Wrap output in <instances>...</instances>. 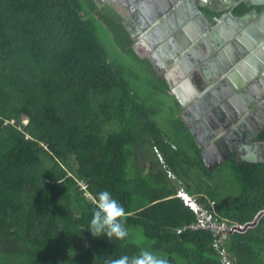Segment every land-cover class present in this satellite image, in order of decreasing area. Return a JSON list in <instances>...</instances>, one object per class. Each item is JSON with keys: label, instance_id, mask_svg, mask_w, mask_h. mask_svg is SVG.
<instances>
[{"label": "trees", "instance_id": "trees-1", "mask_svg": "<svg viewBox=\"0 0 264 264\" xmlns=\"http://www.w3.org/2000/svg\"><path fill=\"white\" fill-rule=\"evenodd\" d=\"M89 1L91 13L82 0H0V254L10 252L0 264H105L142 248L169 264H221L210 231L178 233L195 215L177 192L243 225L264 209V165L210 171L178 101L162 130L109 61L96 16L153 67L132 50L120 17ZM104 190L125 208L123 240L87 230ZM224 245L232 264H264V216Z\"/></svg>", "mask_w": 264, "mask_h": 264}, {"label": "flooded vegetation", "instance_id": "flooded-vegetation-1", "mask_svg": "<svg viewBox=\"0 0 264 264\" xmlns=\"http://www.w3.org/2000/svg\"><path fill=\"white\" fill-rule=\"evenodd\" d=\"M94 1L98 8H106L109 14L114 12L120 17L128 36L139 35L133 43L135 52L143 54V59L168 89L172 91L173 85L182 83L180 90L172 91L182 107L179 118L191 135L189 123L199 131L200 144L205 145L200 155L209 146L216 148L217 159L222 163L212 171L225 170L229 165L236 169L239 165H264V38L259 44L256 40L262 33L256 23L264 27V0H242L232 8L227 7L225 0H195L193 5L187 4L188 0H149L147 4L145 0ZM244 5L249 9L238 14ZM163 14L168 15L163 29L146 34L144 28L150 19ZM188 16L199 20L200 34L194 36L187 30ZM141 33L145 36L141 37ZM238 36L250 47L241 45ZM195 38L198 42L191 48L202 50L201 60L187 57L189 52H183ZM166 74L170 75V83ZM187 80L197 91L192 96L188 91L185 96L181 94L183 85L186 86L183 81ZM240 103H243L241 108L251 109L248 117L240 118ZM186 109L190 110L186 112ZM216 132L220 133L217 145L206 140ZM245 156L248 158H242Z\"/></svg>", "mask_w": 264, "mask_h": 264}, {"label": "rangeland", "instance_id": "rangeland-1", "mask_svg": "<svg viewBox=\"0 0 264 264\" xmlns=\"http://www.w3.org/2000/svg\"><path fill=\"white\" fill-rule=\"evenodd\" d=\"M82 1L86 12L91 13L93 10L90 1ZM96 19L98 24H100V35L106 43L109 61L124 69L128 74V79L134 93H136L139 99H142L145 103L147 102L149 107L156 110L158 114L156 115L155 120L158 126L162 130L168 131L170 127L169 120L171 119L172 113H175L174 115L177 114L176 96L170 89H167L161 81L157 80L155 77L156 73L152 68L150 69V66L139 62L130 52H127L128 49L124 50L123 47L126 44V38L122 37L120 39L117 37V27L113 23L112 26V24L107 21L108 19L103 18V16L97 15ZM123 31H126L124 27ZM125 33L128 32L126 31ZM129 39L131 40L132 38L129 36ZM132 50L135 51L133 47ZM148 152L147 149V153ZM154 156L155 155H153V157ZM160 160L163 159L160 158ZM149 164L151 163L143 164V172L148 170L147 168ZM226 189L227 192H230L231 187H227ZM240 194V191L237 189L235 195L238 202L240 200ZM13 254L14 253H12V255ZM0 255H2L3 258H7L9 257L10 252L5 248Z\"/></svg>", "mask_w": 264, "mask_h": 264}, {"label": "clouds", "instance_id": "clouds-1", "mask_svg": "<svg viewBox=\"0 0 264 264\" xmlns=\"http://www.w3.org/2000/svg\"><path fill=\"white\" fill-rule=\"evenodd\" d=\"M242 158L247 159L248 157ZM94 203L96 206L87 228L92 236H104L109 241L113 238L125 239L129 234L125 226L127 219L125 208L107 190L97 193ZM105 264H169V260L147 248H142L131 257L123 255L119 258L108 259Z\"/></svg>", "mask_w": 264, "mask_h": 264}, {"label": "water", "instance_id": "water-1", "mask_svg": "<svg viewBox=\"0 0 264 264\" xmlns=\"http://www.w3.org/2000/svg\"><path fill=\"white\" fill-rule=\"evenodd\" d=\"M151 1V0H150ZM240 1H242V0H225V2H226V5H227V7L228 8H232V6H235L236 4H238V3H240ZM147 3H149V0H145V4H147ZM167 18H168V15L167 14H163V15H159V16H157V18L156 19H150V21H149V25H146L145 26V28H144V31L146 32V34H148V35H151L152 33L151 32H153V31H156V30H161V29H163L162 27L164 26V24L166 23V20H167ZM125 24H126V28H127V30L130 32V34L132 35V29L127 25L128 23L125 21ZM257 24V27L262 31V33L260 34V38L258 37L256 40H257V43L259 44V43H261L262 41H263V38H264V27L262 26V24L261 23H256ZM208 25H210L209 23H208ZM212 26V25H211ZM239 27H242V25H239ZM212 28V27H211ZM145 33H141V37H143V36H145L144 35ZM138 36L139 35H137V36H131V38H132V40L133 41H137L138 40ZM218 38V36H216V39ZM219 39V38H218ZM238 41L240 42V44L241 45H244V47L246 48H249L250 47V45L251 44H249V43H247V41L246 40H244L241 36H238ZM198 42V39H191V45L190 44H188L187 45V47H185V48H183V52L185 51V52H189L188 53V55H187V57H190L191 58V56L192 57H195L196 56V51L198 50V49H196V47L195 48H191L194 44H196ZM237 43V42H236ZM215 45V44H214ZM214 49H216L215 47H214ZM175 54H176V56H177V58H178V53H176L175 52ZM213 55V54H212ZM199 56H202V54H199ZM172 59H175V57H172ZM166 77H167V80H168V83H170V75L169 74H166ZM182 87L181 86H179V84L177 85V87H175V85H173L172 86V91H177V90H180ZM246 103H248V101H246ZM242 104L243 103H240L239 105H238V107L239 108H241V106H242ZM253 106V105H252ZM256 106V105H255ZM254 106V107H255ZM242 109V112H241V114H240V118H244L245 116H249L248 115V112L250 113V110L251 109H249V110H247L246 108H241ZM187 110H190V109H186V112H187ZM185 113V112H184ZM184 117V116H183ZM192 125L193 124H191V123H189L188 124V127H189V129H190V131H191V133H192V135L194 136V138H195V141H196V143H197V145H198V147H199V149H203V148H205V145H203V144H200V136L198 135V130L197 129H194L193 127H192ZM220 131V130H219ZM218 131V132H219ZM218 132H216V134L215 135H213V136H211V134H209L208 135V137H207V139L206 140H208V142H211V143H213L214 141L216 142V145H217V141L219 140V134H218ZM211 136V137H210ZM218 138V139H217ZM221 139V138H220ZM215 142L213 143V144H215ZM214 145H212V146H209L208 147V149L206 150H204L202 153H201V155H202V158H203V160H204V162H205V165H206V167L210 170V171H212L213 169H215L217 166H219L221 163H222V161L221 160H219V159H217L218 158V154H217V151H216V148L215 147H213ZM207 152L209 153V154H207ZM254 155H256V151H255V153H254ZM215 158H216V160H215ZM215 160V161H214ZM218 160V161H217ZM243 161H248V162H254L253 160H243ZM264 216V210H261L256 216H255V218L253 219V221H250V222H247V223H245V224H243L242 226H238V231L239 232H244V231H246L248 228H250V227H254V226H256L257 224H258V222H259V220L262 218Z\"/></svg>", "mask_w": 264, "mask_h": 264}, {"label": "built area", "instance_id": "built-area-1", "mask_svg": "<svg viewBox=\"0 0 264 264\" xmlns=\"http://www.w3.org/2000/svg\"><path fill=\"white\" fill-rule=\"evenodd\" d=\"M156 152H158V150H156ZM168 173L171 177H175L170 170ZM177 196L181 198L183 203L191 209L195 215V219L181 228L178 233L190 229L210 231L213 234V246L220 256L221 264H232L230 253L224 243L230 234L238 231V226H242V224L229 222L226 219L220 218L209 206L201 203L197 196L190 194L183 187L178 190Z\"/></svg>", "mask_w": 264, "mask_h": 264}, {"label": "crops", "instance_id": "crops-1", "mask_svg": "<svg viewBox=\"0 0 264 264\" xmlns=\"http://www.w3.org/2000/svg\"><path fill=\"white\" fill-rule=\"evenodd\" d=\"M193 2H195V0H188V2H186L187 4L188 3H190V4H192L193 5ZM191 9V8H190ZM191 11V10H190ZM187 26H186V28H187V30H189V31H191V35L192 34H194V36L195 35H197V34H200L201 32H202V28H201V24H199V20L197 21V19L196 18H194V17H192V16H188V19L186 20V23H185ZM127 29V28H126ZM144 43V42H143ZM145 45H146V43H144ZM136 48H137V46H136ZM137 51V53L138 54H141V57L140 58H142V60H144L143 59V54L140 52L139 53V51L138 50H136ZM199 54H202L203 55V52H202V50H200V49H198L197 51H196V56L195 57H193L195 60H201L202 58H201V56H199ZM194 67V66H193ZM191 70V69H190ZM193 71H197V69H195V70H193ZM183 82H185L186 83V86H184L183 85V88H184V90H182L181 91V94H182V96H185L186 95V93H187V91L189 92V94H190V96H192L194 93H197V91L194 89V87H193V85L189 82V80H187V81H183ZM179 84V86H181L182 85V83H176V86ZM188 84V85H187ZM182 87V86H181ZM248 131H249V128L247 129ZM256 151V150H255ZM256 153H257V151H256ZM212 204H214V202H211ZM264 210V209H263ZM260 212V211H259ZM258 212V213H259Z\"/></svg>", "mask_w": 264, "mask_h": 264}, {"label": "bare ground", "instance_id": "bare-ground-1", "mask_svg": "<svg viewBox=\"0 0 264 264\" xmlns=\"http://www.w3.org/2000/svg\"><path fill=\"white\" fill-rule=\"evenodd\" d=\"M248 20V19H247Z\"/></svg>", "mask_w": 264, "mask_h": 264}]
</instances>
